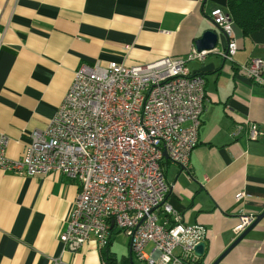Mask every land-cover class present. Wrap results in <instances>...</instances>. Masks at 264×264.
I'll return each mask as SVG.
<instances>
[{
	"label": "crops",
	"instance_id": "0c3cea01",
	"mask_svg": "<svg viewBox=\"0 0 264 264\" xmlns=\"http://www.w3.org/2000/svg\"><path fill=\"white\" fill-rule=\"evenodd\" d=\"M215 6L227 8V0H0V130L11 137L7 154L21 156L29 132L47 125L81 64L186 56L216 27L209 14ZM234 28L232 60L220 53L227 46L221 36L222 45L187 62L206 78L199 142L189 166L163 162L172 182L168 201L184 221L207 227L201 264H211L237 237L241 211L264 210V86L237 70L251 56L264 57V26L248 35ZM250 122L262 129L259 137L248 136ZM79 188L59 172L0 169V264H107L106 246L94 239L74 251L60 239ZM119 232L126 234L114 228L110 246L118 260L132 255V264H145L135 262L129 235L127 250L115 249ZM217 264H264V216Z\"/></svg>",
	"mask_w": 264,
	"mask_h": 264
},
{
	"label": "built area",
	"instance_id": "2783aa9c",
	"mask_svg": "<svg viewBox=\"0 0 264 264\" xmlns=\"http://www.w3.org/2000/svg\"><path fill=\"white\" fill-rule=\"evenodd\" d=\"M209 14L228 37L220 53L232 60L238 49L234 20L222 6ZM212 50L194 44L186 56L167 55L130 65L117 60L83 63L47 125L29 132L21 156L7 154L11 137L0 130L1 170L59 172L78 181V194L60 233L65 248L83 249L93 239L106 246L114 228H119L129 235L132 251L145 264H196L200 257L196 246L206 240L207 227L184 221L182 212L168 201L172 182L163 162L167 157L189 166L199 142L206 78L192 72L187 62ZM237 70L264 86L263 56H251ZM262 133L256 122L249 123L250 138ZM245 195L242 190L237 198ZM256 216L241 211L235 234ZM149 242L153 249L147 251Z\"/></svg>",
	"mask_w": 264,
	"mask_h": 264
},
{
	"label": "trees",
	"instance_id": "16d2710c",
	"mask_svg": "<svg viewBox=\"0 0 264 264\" xmlns=\"http://www.w3.org/2000/svg\"><path fill=\"white\" fill-rule=\"evenodd\" d=\"M227 9L235 25L242 30L244 35H248L252 31L264 26V0H227ZM198 73L203 74V72ZM111 243L112 235L109 243L103 249V257L106 263L130 264V256H124L121 260H118L116 252L110 248ZM203 257L204 255L200 256L196 264H201Z\"/></svg>",
	"mask_w": 264,
	"mask_h": 264
},
{
	"label": "water",
	"instance_id": "95a60500",
	"mask_svg": "<svg viewBox=\"0 0 264 264\" xmlns=\"http://www.w3.org/2000/svg\"><path fill=\"white\" fill-rule=\"evenodd\" d=\"M221 36H224L226 39V42H228V37L226 33L221 30L219 27H211L208 28L202 36L197 38L196 40V46L198 49H203V48H213L216 47L219 41L221 40ZM227 47V46H226ZM226 49V48H225ZM165 155L167 156V153L165 152ZM264 216V210L260 213L257 214L256 218L254 221L246 228L244 229L237 237L233 240V242L223 250V252L211 263V264H217L222 257L243 237L245 236L249 230L252 229V227L260 221V219ZM205 248H206V242L201 241L199 244L196 246V252L201 256L204 255L205 253ZM130 264H132L133 257L132 255L130 256Z\"/></svg>",
	"mask_w": 264,
	"mask_h": 264
},
{
	"label": "rangeland",
	"instance_id": "374dc122",
	"mask_svg": "<svg viewBox=\"0 0 264 264\" xmlns=\"http://www.w3.org/2000/svg\"><path fill=\"white\" fill-rule=\"evenodd\" d=\"M219 45H222V40L219 41ZM115 249L118 251H126L128 248L127 236L124 233L119 232L114 238ZM147 250V249H146ZM148 251V250H147ZM135 262L139 263L140 260L135 256Z\"/></svg>",
	"mask_w": 264,
	"mask_h": 264
}]
</instances>
